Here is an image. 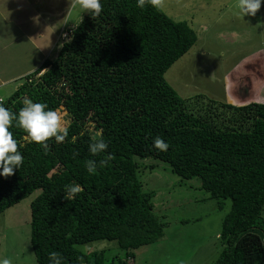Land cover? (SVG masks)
<instances>
[{"label":"trees","instance_id":"trees-1","mask_svg":"<svg viewBox=\"0 0 264 264\" xmlns=\"http://www.w3.org/2000/svg\"><path fill=\"white\" fill-rule=\"evenodd\" d=\"M159 1L144 0L141 7L137 0H101L100 16L88 11L55 59H45L0 99L17 114L31 100L69 119L67 138L50 140L48 151L24 139L15 122L9 129L23 164L0 177V215L41 191L30 205L36 264H50L54 251L63 264H130L133 251L159 241L166 224L155 213V192L141 180L156 168L142 162L148 159L181 180H199L206 200L230 201L212 264H264V238L257 233H264V104L179 96L164 75L197 35L187 22L169 18ZM156 137L168 144L166 151L154 147ZM101 138L108 149L93 156L89 144ZM108 154L114 158L99 166ZM89 160L98 165L91 174ZM72 184L84 191L65 200ZM97 241H116L123 256L107 261L103 251L81 249Z\"/></svg>","mask_w":264,"mask_h":264},{"label":"rangeland","instance_id":"rangeland-1","mask_svg":"<svg viewBox=\"0 0 264 264\" xmlns=\"http://www.w3.org/2000/svg\"><path fill=\"white\" fill-rule=\"evenodd\" d=\"M238 3L239 0L159 1V8L169 18L187 22L197 35L195 45L164 75L182 98L202 95L223 102L225 74H232L235 64L241 62L242 76L244 64L250 65L258 58L264 61V4L255 17L242 18ZM0 9V14L13 18L16 24L0 25V99H6L21 79L45 59H55L69 31L88 10L82 9L78 0H0ZM234 75L237 84L239 78ZM248 76L241 77V86H250L256 78ZM259 81L249 93L243 86L241 93L234 90V95L241 94L243 100L264 94L262 86L257 87ZM59 111L69 123L66 113ZM228 117L230 114H225L224 118ZM142 162L156 165L154 170L145 171L141 180L146 191L155 192V213L166 227L159 241L133 251L130 264H212L222 249L218 237L230 201L221 200L218 206L219 201L206 200L208 194L200 189L199 180H181L159 161ZM40 193L35 191L0 215V259L6 258L11 264H36L30 245V205ZM262 214L264 218V209ZM257 233L264 238V233ZM81 249L103 251L107 261L123 256L116 241H97Z\"/></svg>","mask_w":264,"mask_h":264},{"label":"clouds","instance_id":"clouds-1","mask_svg":"<svg viewBox=\"0 0 264 264\" xmlns=\"http://www.w3.org/2000/svg\"><path fill=\"white\" fill-rule=\"evenodd\" d=\"M137 2L138 6L142 7L144 0H137ZM78 3L82 9L90 11L92 17L100 16L103 10L101 0H78ZM262 4L264 0H239L237 4L239 15L242 18L255 17ZM13 122L27 134L24 139L29 143L37 144L45 151L49 150L50 140L60 144L68 136V120L59 110H51L45 103L26 100L18 114L0 104V177H11L23 164V156L18 151V141L13 138V133L9 130L13 127ZM153 144L160 151H166L168 148V144L160 137H156ZM19 146L23 147L22 144ZM107 149L108 144L102 138L89 144V152L93 156L105 153ZM113 158L111 154H108L107 160L99 161V166L107 165ZM86 167L89 174L96 172L97 161H87ZM83 191L79 184L69 185L65 188L64 199H75ZM49 258L50 264H63V257L58 252H51ZM0 264H11V262L5 258L0 259Z\"/></svg>","mask_w":264,"mask_h":264},{"label":"crops","instance_id":"crops-1","mask_svg":"<svg viewBox=\"0 0 264 264\" xmlns=\"http://www.w3.org/2000/svg\"><path fill=\"white\" fill-rule=\"evenodd\" d=\"M3 8L4 7H2V9ZM0 13H2L1 9H0ZM18 19L20 20L21 17H19ZM0 25L1 26H3V25L15 26L16 24H14L13 18H11V17L6 18L3 14H0ZM20 25L21 24L19 22L17 24V28H16L18 31H19ZM52 60H53V58H52ZM245 61L246 60H243V62H245ZM231 71L233 72L232 74H230V72H229V73L225 74V76L223 78L222 101L225 102L226 104L233 105V106H243L249 102V101H247L249 99L250 100H252V99L256 100L257 103H259V104H264V94L263 93H260L259 96L257 94L255 98L249 97V98H245L243 100H241V94H239L238 96H235L234 95L235 93H233L234 90H236V93H241V89L243 88V86L246 89V91L249 93L251 91L253 84L259 80L260 81L257 84V87L259 85H260V87L262 86L261 89L264 92V87H263V85H264V61L261 62L260 58H258L256 62H252L250 65L244 64L242 76H241V62L236 64ZM233 74H235L234 76L237 75V77L239 78V81L237 82V84H234L235 79L232 76ZM243 76H245V77L248 76L247 78L256 76V78L253 79V83L250 86H247V85L241 86V77H243ZM234 85H236V86H234ZM243 101H245V102H243Z\"/></svg>","mask_w":264,"mask_h":264}]
</instances>
